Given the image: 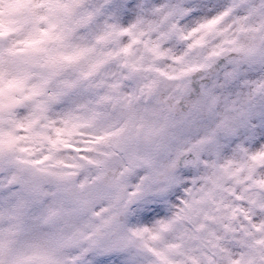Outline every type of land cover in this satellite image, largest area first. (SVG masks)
<instances>
[{"label": "snow or ice", "instance_id": "1", "mask_svg": "<svg viewBox=\"0 0 264 264\" xmlns=\"http://www.w3.org/2000/svg\"><path fill=\"white\" fill-rule=\"evenodd\" d=\"M0 264H264V0H0Z\"/></svg>", "mask_w": 264, "mask_h": 264}]
</instances>
